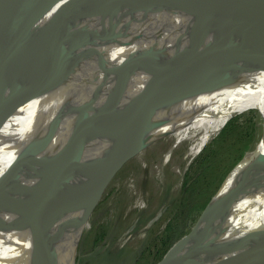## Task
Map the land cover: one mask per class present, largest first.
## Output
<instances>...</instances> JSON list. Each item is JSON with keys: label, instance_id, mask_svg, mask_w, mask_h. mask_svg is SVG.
<instances>
[{"label": "water", "instance_id": "95a60500", "mask_svg": "<svg viewBox=\"0 0 264 264\" xmlns=\"http://www.w3.org/2000/svg\"><path fill=\"white\" fill-rule=\"evenodd\" d=\"M25 1L0 0V111H15L37 103L57 89L54 85H39L49 71L48 62L37 79L24 85L7 73V64L14 56L12 48L23 29L22 5ZM89 1L92 0H81L78 5L64 4L54 12L44 10L31 22V26H36L42 16H47L34 34L28 49L30 55H34V60L44 51L42 43L47 32L54 26L72 22L70 15L77 7L80 9ZM155 1L164 2L120 0L118 3L132 7ZM31 2L36 5L37 0ZM174 2L175 6L182 5L185 8L191 5L188 12L195 15L190 31L183 35L182 46L175 50L160 48V33L149 48L129 55L119 66L107 72L95 86L90 77L97 51L95 49L91 52L74 82L64 86L70 92V105L77 112L71 135L31 181L18 180L9 189L0 190V208L17 217L18 224L29 223L34 242L31 264H61L58 251L61 239L67 231L77 230L82 221H64L65 217L82 212L87 219L104 195L121 162L145 146L146 136L134 141L131 138L154 121L157 108L217 87L218 82L199 85L195 81L232 58L258 23H262L261 28L248 41L245 54L238 62L250 61L258 49L259 41L264 40V0ZM27 9L30 11L32 7ZM28 42L29 38L24 37L21 44L28 45ZM260 58L259 64L264 66V52ZM139 73L150 77L144 86L146 95L140 101L145 112L117 127V110L125 95L131 91L132 80ZM231 81L232 78L225 84ZM154 92L155 99L150 105L146 102L148 93ZM94 140L106 141L111 146L101 156L88 160L87 147ZM262 168L264 154L243 168L230 190L224 194L219 190L212 197L201 221L179 239L158 264H185L188 261L195 264H264V228L230 240L224 239L223 228L224 215L231 206L258 185H262L260 189L264 188V171L256 182L248 178L242 180L251 170ZM84 182V185L77 187ZM80 188L78 200L69 204L74 192ZM6 223L0 219V229L13 227Z\"/></svg>", "mask_w": 264, "mask_h": 264}, {"label": "bare ground", "instance_id": "6f19581e", "mask_svg": "<svg viewBox=\"0 0 264 264\" xmlns=\"http://www.w3.org/2000/svg\"><path fill=\"white\" fill-rule=\"evenodd\" d=\"M69 1L72 3L68 4ZM118 1L120 0H92L80 9L76 6L77 9L70 15L72 22L54 26L47 32L42 43L44 51L39 53L36 60L28 49L34 34L45 20L36 26H31V22L44 10L54 12L64 4L78 5L81 0H37L36 5L27 0L22 5L24 25L12 48L14 56L7 64V73L24 85L37 79L48 62L49 71L39 85H54L57 89L48 98L37 103L15 111H0V190L9 189L18 180L31 181L71 135L77 112L71 107V99H68L70 92L64 86L74 82L91 52L95 49L97 51L90 77L95 86L98 81L103 80L102 77L107 72L119 66L129 55L149 48L160 33V48L175 50L181 47L183 35L190 31L195 16L188 12L191 5L188 8L175 6L174 0L155 1L132 7ZM30 7L32 9L27 11ZM261 26L262 23L256 24L242 47L225 64L195 81L199 85L218 82L217 87L189 95L154 111V121L131 138L134 141L143 136L147 137L146 146L135 151L133 157L140 155L145 148L163 137L175 139L173 148L190 142L188 155L194 156L235 115L254 108L264 117V66L259 64V57L264 52V40L259 41L258 49L250 61L238 62L245 54L248 41L257 35ZM24 37L29 38L28 45L21 44ZM149 78L147 74L139 73L132 80L131 91L121 101L115 116L117 127L145 112L140 101L146 95L144 86ZM231 78V83L225 84ZM155 95V92L148 93L146 102L152 105ZM108 146L111 145L106 141H91L87 147L86 158L92 160L101 156ZM263 154L264 135L236 170L226 192L236 184L243 168ZM169 156L170 152L166 157ZM263 171V168L251 170L242 180L248 178L257 181ZM84 184L85 182L77 187ZM260 186L262 185L242 197L224 215L225 240L236 239L264 228V188L260 189ZM81 189L74 192L69 204L78 200ZM0 219L7 222L6 225L13 226L0 229V264H31L34 242L29 223L18 224L17 217L1 208ZM72 219L82 221L77 230L67 231L61 239L58 247L61 264H73L74 252L85 222L82 212L72 213L64 221Z\"/></svg>", "mask_w": 264, "mask_h": 264}, {"label": "rangeland", "instance_id": "374dc122", "mask_svg": "<svg viewBox=\"0 0 264 264\" xmlns=\"http://www.w3.org/2000/svg\"><path fill=\"white\" fill-rule=\"evenodd\" d=\"M225 127L194 156L188 155L190 142L173 148L175 139L163 137L140 155L126 157L85 218L73 264H158L165 249L201 221L211 198L219 190L226 192L236 170L263 137L264 117L259 110L248 109ZM200 172L207 181L183 219L177 213L183 185Z\"/></svg>", "mask_w": 264, "mask_h": 264}, {"label": "trees", "instance_id": "16d2710c", "mask_svg": "<svg viewBox=\"0 0 264 264\" xmlns=\"http://www.w3.org/2000/svg\"><path fill=\"white\" fill-rule=\"evenodd\" d=\"M231 126H232L231 123L228 124L224 128L222 134L227 133ZM203 174L204 172H200L194 177L187 178L183 185L181 196L178 202V210H177L178 215H180V217H182L183 219L186 218L187 217L186 215L192 210L196 199L200 196L202 190L204 189L205 182L207 181L206 180L207 176L206 174L205 175ZM171 247L165 249L161 259L164 257V255L168 252V250Z\"/></svg>", "mask_w": 264, "mask_h": 264}]
</instances>
